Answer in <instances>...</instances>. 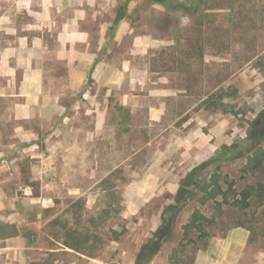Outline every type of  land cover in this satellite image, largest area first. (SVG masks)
I'll list each match as a JSON object with an SVG mask.
<instances>
[{"label":"rangeland","instance_id":"obj_1","mask_svg":"<svg viewBox=\"0 0 264 264\" xmlns=\"http://www.w3.org/2000/svg\"><path fill=\"white\" fill-rule=\"evenodd\" d=\"M105 2L98 17L111 29L121 13L123 32L99 53L98 82L85 69V83L71 89L54 51L32 68L23 57L19 67L0 66V264H193L223 235L236 264H264V161L252 168L248 159L264 149V0ZM12 3L0 0V13L30 22ZM3 24L0 48L14 42ZM37 72L59 82L36 84ZM42 87L64 113L45 106L36 114L33 102L30 116L17 115L23 97L12 94ZM36 152L53 154L38 180ZM216 185L227 200L210 196ZM241 191H252L250 205L228 204ZM54 217L55 228L89 236L93 256L52 252L60 247L47 237Z\"/></svg>","mask_w":264,"mask_h":264},{"label":"crops","instance_id":"obj_2","mask_svg":"<svg viewBox=\"0 0 264 264\" xmlns=\"http://www.w3.org/2000/svg\"><path fill=\"white\" fill-rule=\"evenodd\" d=\"M97 2L99 3L98 13L93 11L96 8L94 6ZM12 4L15 9H21L31 15L32 19L30 22L17 24L13 15L6 12V10L0 13V20L4 22V32L10 33L14 37L13 43L1 45L0 66L5 67L8 62V68L19 67L18 63L21 60L19 58L23 57V66L26 65L32 68L33 59L38 58L42 60L46 52L54 51L57 60H62L64 66L67 68V85H70L71 89H75L76 85L85 83L87 79V70L85 69L92 68V76L95 77L97 82L99 81L100 70L105 66L101 62L99 53L107 49L109 36H111L112 41L115 43L121 39L123 32V23L121 22L124 19L121 17L119 20H116L117 15H115L113 20H111L112 28L108 29L107 20L103 21L98 17L99 12H101L100 10L106 7L105 0H13ZM33 4L39 5L38 8H33ZM68 7L72 9L70 14L64 13V10ZM93 23L94 30L91 29V24ZM32 29L37 32L29 33ZM95 36L99 40L96 41ZM52 38L57 42V47L55 48L52 46ZM6 52H12L13 54L7 56ZM95 59L96 63H94ZM39 67H44V64H40ZM51 82H59L58 77L56 75L44 76V74L37 72L35 77L36 84L44 85ZM5 95L0 93V96ZM12 95L23 97V101L16 104L17 111L22 112V110H25V113H16L23 117L31 115V113H28V108L33 106V102L38 107V109L36 108V114L39 115H42L40 109H44L45 106H51V116L63 114L66 107L60 102V98L57 95L52 96L50 104L47 103L49 101V94L43 90V87L36 92L29 91ZM32 145H36V142H33ZM52 155L51 153L44 154L37 152L31 155L33 159L36 156L35 161L38 164L35 169L41 163H46V160ZM39 170L37 169V172H40L39 174H34L33 172L34 175L32 177L34 179L38 180L42 178V173L45 170L42 166ZM0 197L5 198L4 190L1 187ZM10 237L13 236L5 238ZM47 237L52 243L60 245L59 248H50L52 252L74 251L71 248L65 247L60 242H54L49 235ZM229 240L230 238L224 235L211 240L206 248H201L196 252L193 264H236L234 241L230 242ZM242 242L240 241V246H242ZM219 244H227L226 249L218 251L216 246ZM230 246L232 247V251Z\"/></svg>","mask_w":264,"mask_h":264},{"label":"trees","instance_id":"obj_3","mask_svg":"<svg viewBox=\"0 0 264 264\" xmlns=\"http://www.w3.org/2000/svg\"><path fill=\"white\" fill-rule=\"evenodd\" d=\"M212 10H213L212 7H208V6L205 8H202L201 14L204 17V19L208 20V17L210 16V12L212 15V12H213ZM228 10H230V9H228ZM120 18H121V13H119L117 15L116 20H119ZM202 30L203 29H201V31H199V32H202ZM190 40L191 39L189 38L188 41L190 42ZM259 52L260 51H257L256 53L253 54V56L257 55ZM200 56H202V55H200ZM263 123H264V113H263ZM248 159H249L250 164L252 165V168H258L261 165L262 161H264V149L258 148L257 150H255L253 152V155L248 156ZM218 176L219 175H216L213 173V175H211V179L213 181H215V179ZM204 184H205V182L203 181L201 183H198L197 186L203 187ZM215 188L218 191H209L210 196H215L216 194H219V195H221L223 200H227L226 199L227 192L222 191V189L219 185H216ZM251 194H252V191H241L240 197L234 198V199H232V201H228V204L238 206L239 208H246L250 205L249 197L251 196ZM57 221H58V218L54 217L53 219H51L47 223V227H46L47 234L54 240V242H60L65 247L71 248L76 252H80V253L86 254L88 256H93L92 253L85 250V246L88 245V240L90 238L89 236H86L85 238L80 236L78 238L75 236L76 232H74L71 228H69L66 225H62L61 227L59 226V228H55ZM13 235H15L14 231L5 234L4 237H9V236H13ZM159 245H160V243L158 242V245L156 244L157 247L155 246L156 248H154V250L151 252V254L156 252Z\"/></svg>","mask_w":264,"mask_h":264}]
</instances>
